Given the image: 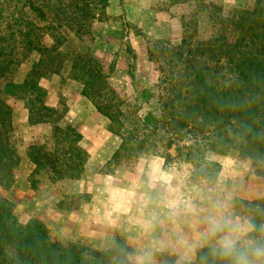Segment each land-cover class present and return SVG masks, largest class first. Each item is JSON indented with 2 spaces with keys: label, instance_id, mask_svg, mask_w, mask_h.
I'll use <instances>...</instances> for the list:
<instances>
[{
  "label": "rangeland",
  "instance_id": "374dc122",
  "mask_svg": "<svg viewBox=\"0 0 264 264\" xmlns=\"http://www.w3.org/2000/svg\"><path fill=\"white\" fill-rule=\"evenodd\" d=\"M107 1L101 9L100 0H0V51L12 54L0 57L1 89L9 81L21 85L38 79L53 109L46 122L31 125L20 94L4 93L19 164L13 186L0 187V199L12 203L21 225L36 221L61 245L109 252L117 264H136L138 257L145 264L194 262L198 236L185 231L181 238L178 231L193 230L197 213L205 209L209 215L218 199L228 200L234 212L249 214L242 201L264 197V178L236 152H200L202 159L193 164L176 157L175 145L162 143L113 161L121 139L81 94L83 76L73 62L96 59L121 99L126 131L142 123L152 128L160 119L167 79H192V66L207 68L205 79H234L221 52L244 36L239 13L264 7V1ZM54 126H72L82 136L88 157L77 179L48 172L56 179L52 182L47 171L34 172L30 147L52 150Z\"/></svg>",
  "mask_w": 264,
  "mask_h": 264
},
{
  "label": "trees",
  "instance_id": "16d2710c",
  "mask_svg": "<svg viewBox=\"0 0 264 264\" xmlns=\"http://www.w3.org/2000/svg\"><path fill=\"white\" fill-rule=\"evenodd\" d=\"M106 3L107 0H100L101 9ZM32 10L39 18L43 17L39 10L34 7ZM237 21L240 29L245 28L243 38L221 52L227 56L228 73L234 79H205L204 76H209V73L205 75L208 69H195V66L188 72L192 79H167L160 119L152 128L142 123L126 131L121 99L102 76L96 59L85 56L73 62L72 68L83 76L78 79L83 86L81 94L108 119L110 132L121 139L113 161L119 162L131 153L138 154L146 147L154 148L162 143L165 148L175 145L176 157L193 164L202 159L200 152L215 151L223 155L236 152L238 157L249 159L253 172L264 178V7L258 5L253 11L240 12ZM11 55L0 51V57ZM4 70L0 62V78ZM4 93L14 97L20 94L17 98L23 100L31 125L46 122L53 109L46 105V92L39 87L38 79H25L21 85L9 81L4 90L0 86V187L8 189L14 184L19 156L12 140V111ZM158 132L162 133L159 138ZM52 137V150L40 144L30 147L28 157L34 172L47 171L59 178L77 179L88 157L80 146V132L72 126H54ZM49 173L48 177L55 182ZM242 203L252 210L258 222H264V197ZM205 252L207 248H199L194 262L182 264H201ZM111 257L109 252L61 245L36 221L21 225L12 203L0 199V264H117ZM121 264L133 263L126 260Z\"/></svg>",
  "mask_w": 264,
  "mask_h": 264
},
{
  "label": "clouds",
  "instance_id": "9594fccd",
  "mask_svg": "<svg viewBox=\"0 0 264 264\" xmlns=\"http://www.w3.org/2000/svg\"><path fill=\"white\" fill-rule=\"evenodd\" d=\"M212 209L194 245L207 248L201 264H264V222L252 210L247 215L234 212L228 200L214 201ZM136 264H145L144 257Z\"/></svg>",
  "mask_w": 264,
  "mask_h": 264
},
{
  "label": "crops",
  "instance_id": "0c3cea01",
  "mask_svg": "<svg viewBox=\"0 0 264 264\" xmlns=\"http://www.w3.org/2000/svg\"><path fill=\"white\" fill-rule=\"evenodd\" d=\"M157 1H160V0H141V2H147V3H154V2H157ZM164 1H167V0H164ZM205 209H203V210H200L198 213H197V215H196V217L195 218H197V222H196V225L193 227V230H189L188 229V227L187 226H184L183 227V230H181L180 229V225H182V223H181V218H182V216L181 215H178L177 216V218L176 219H178L176 222H178V224H177V226L179 227V231H178V233H180V234H178V237H181L182 238V234L185 232V231H188L190 234H191V236H194V238L196 239V237L198 236V234H199V232L200 231H202L204 228H205V223H204V220H205V217L206 216H208L207 215V213H206V211H204ZM127 219H129V217L127 218ZM135 219H134V216L133 217H131L130 218V221H134ZM159 221V220H158ZM157 221V222H158ZM148 222H150V221H148ZM176 222L174 223L175 225H176ZM149 224V223H148ZM157 224H159V222L157 223ZM187 227V228H186ZM157 230L159 231V230H162V228L161 227H158L157 228ZM183 232V233H182ZM195 244H196V242H195Z\"/></svg>",
  "mask_w": 264,
  "mask_h": 264
}]
</instances>
